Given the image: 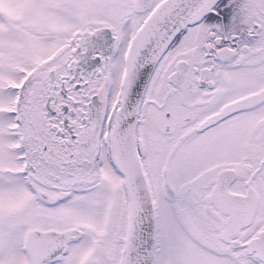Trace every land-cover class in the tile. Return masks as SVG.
<instances>
[{"label": "snow or ice", "instance_id": "6c2138e0", "mask_svg": "<svg viewBox=\"0 0 264 264\" xmlns=\"http://www.w3.org/2000/svg\"><path fill=\"white\" fill-rule=\"evenodd\" d=\"M0 264H264V0H0Z\"/></svg>", "mask_w": 264, "mask_h": 264}]
</instances>
